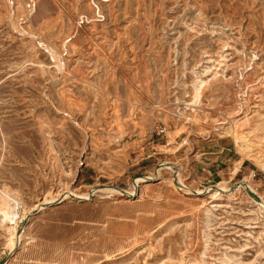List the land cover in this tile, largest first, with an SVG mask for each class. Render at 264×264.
<instances>
[{"label":"rangeland","instance_id":"rangeland-1","mask_svg":"<svg viewBox=\"0 0 264 264\" xmlns=\"http://www.w3.org/2000/svg\"><path fill=\"white\" fill-rule=\"evenodd\" d=\"M262 200L264 0H0V264H264Z\"/></svg>","mask_w":264,"mask_h":264},{"label":"bare ground","instance_id":"bare-ground-1","mask_svg":"<svg viewBox=\"0 0 264 264\" xmlns=\"http://www.w3.org/2000/svg\"><path fill=\"white\" fill-rule=\"evenodd\" d=\"M74 20V19H73ZM73 35H74V33H73ZM85 36V35H84ZM41 43V42H40ZM43 44V43H42ZM201 86V85H200ZM199 88V87H198ZM195 96H198V95H195ZM194 98V97H193ZM197 101V100H196ZM195 101V102H196ZM194 102V103H195ZM186 120V119H185ZM231 135H232V133H231ZM171 167V166H170ZM173 169V173H174V175H175V180H174V182H173V187L174 188H176V190H179L180 192H182V193H184V194H190L191 193V189H188L183 183H182V181H180L179 179H178V176H177V169H174V168H172ZM157 176H158V174L157 173H154V174H152L150 177H149V179H153V177L154 178H157ZM139 181H141V182H143L144 180H141V179H138V180H136V181H134L133 182V184H132V189L130 190V191H128V192H119V191H117L118 193H119V195H123V196H126V198H129V199H133V197H135V188L137 187V184H138V182ZM217 187V189L219 190V191H221V192H224V190H225V186H222V185H218V186H216ZM239 187H241L240 185L237 187V188H239ZM104 190V192H111L112 190L111 189H106V188H104L103 189ZM91 191V190H90ZM195 194H198V193H200V192H194ZM193 193V194H194ZM85 198H88V195H85L84 196ZM255 206L257 207L256 209H258L260 212H262V213H264V201L262 200V201H258V202H255ZM6 217H7V215H5V213H2V219H6ZM1 219V220H2ZM15 245V240H14V242L12 243V246H14Z\"/></svg>","mask_w":264,"mask_h":264}]
</instances>
